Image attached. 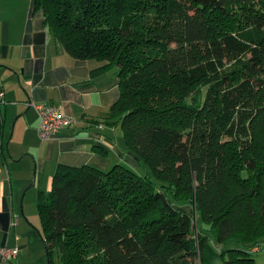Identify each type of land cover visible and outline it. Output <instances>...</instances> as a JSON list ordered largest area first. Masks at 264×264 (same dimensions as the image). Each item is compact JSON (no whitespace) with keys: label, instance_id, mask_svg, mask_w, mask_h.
Here are the masks:
<instances>
[{"label":"trees","instance_id":"obj_1","mask_svg":"<svg viewBox=\"0 0 264 264\" xmlns=\"http://www.w3.org/2000/svg\"><path fill=\"white\" fill-rule=\"evenodd\" d=\"M35 5L69 55L102 63L92 74L116 68L105 118L139 166L57 164L37 194L48 264L54 249L60 264H253L264 247V0Z\"/></svg>","mask_w":264,"mask_h":264},{"label":"crops","instance_id":"obj_2","mask_svg":"<svg viewBox=\"0 0 264 264\" xmlns=\"http://www.w3.org/2000/svg\"><path fill=\"white\" fill-rule=\"evenodd\" d=\"M101 64L69 55L49 32L35 0H0V245L18 248L14 264H40L31 259L40 245L17 217L20 191L33 175L38 194L50 189L58 163L102 170L124 163L139 169L120 126L105 118L119 86L116 68L91 73ZM34 102L59 108L75 124L40 139ZM253 264H264V253L254 255Z\"/></svg>","mask_w":264,"mask_h":264},{"label":"built area","instance_id":"obj_3","mask_svg":"<svg viewBox=\"0 0 264 264\" xmlns=\"http://www.w3.org/2000/svg\"><path fill=\"white\" fill-rule=\"evenodd\" d=\"M0 102H4V91L0 80ZM37 115V135L40 139H49L75 124V119L63 114L59 108L48 103H32ZM18 255L16 246L0 245V264H14Z\"/></svg>","mask_w":264,"mask_h":264},{"label":"rangeland","instance_id":"obj_4","mask_svg":"<svg viewBox=\"0 0 264 264\" xmlns=\"http://www.w3.org/2000/svg\"><path fill=\"white\" fill-rule=\"evenodd\" d=\"M32 181V180H31ZM29 182L28 185H26L21 191L19 195V200L17 202L18 207V220L24 223L27 227H30L32 231V236L36 239L37 245H40V248H37L39 252H36V255L31 256V259H34L37 261V259L40 261V264H48L47 258H46V252L43 246V243L41 241V238L39 236V233L42 231V225H41V217L39 214L38 209V201H37V193L35 191L34 186H30ZM176 207L184 210L186 212H191L190 207L185 205L176 204ZM20 209H22V212H20ZM192 213V212H191ZM193 214V213H192ZM258 253H264V247L261 248V250L254 253V255ZM51 264H60V258L57 253V251L54 249L51 254ZM36 262V263H39Z\"/></svg>","mask_w":264,"mask_h":264},{"label":"water","instance_id":"obj_5","mask_svg":"<svg viewBox=\"0 0 264 264\" xmlns=\"http://www.w3.org/2000/svg\"><path fill=\"white\" fill-rule=\"evenodd\" d=\"M33 180H34V175H33V177H32V181H31V183H30V186L33 184ZM193 211H194V207H193ZM21 213H23L22 210H21Z\"/></svg>","mask_w":264,"mask_h":264}]
</instances>
